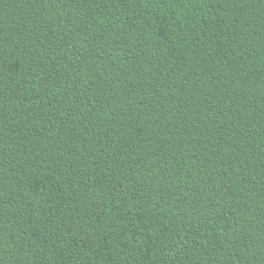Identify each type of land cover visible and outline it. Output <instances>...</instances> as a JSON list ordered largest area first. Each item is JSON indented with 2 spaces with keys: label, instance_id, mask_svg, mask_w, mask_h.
Listing matches in <instances>:
<instances>
[{
  "label": "trees",
  "instance_id": "obj_1",
  "mask_svg": "<svg viewBox=\"0 0 264 264\" xmlns=\"http://www.w3.org/2000/svg\"><path fill=\"white\" fill-rule=\"evenodd\" d=\"M0 264H264V0H0Z\"/></svg>",
  "mask_w": 264,
  "mask_h": 264
}]
</instances>
